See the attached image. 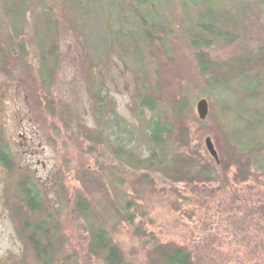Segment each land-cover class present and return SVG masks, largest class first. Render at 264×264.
Wrapping results in <instances>:
<instances>
[{"label": "rangeland", "instance_id": "1", "mask_svg": "<svg viewBox=\"0 0 264 264\" xmlns=\"http://www.w3.org/2000/svg\"><path fill=\"white\" fill-rule=\"evenodd\" d=\"M202 1L28 0L20 18L0 7V129L20 171H27L54 205L68 241L66 249L79 264L105 263L88 252L89 231L84 228L88 224L75 215L78 193L92 202L132 264H148L151 235L186 246L195 264H264L262 170L256 168L246 181H237L232 167H217V179L208 182L173 181L154 172L144 178V170L114 154L118 138L129 149H138V154L147 152L144 141L139 142L142 125L152 115L138 97L147 80L145 69L116 49L121 24L125 31L137 27L136 11L146 18L156 11L161 21L156 32L169 56L163 55L156 40L161 100L185 96L188 101L179 130L184 137L174 141L177 149L215 161L205 143L210 136L220 160L228 147L226 137L238 133L244 120L264 123V86H257L264 83V66L255 68L251 54L264 41V0L211 2L234 16L254 17L256 24L250 28L241 22L234 29L239 36L234 42L194 48L187 31L202 8L193 2ZM39 14L51 15L57 23L59 68L51 86L54 114L45 108L36 73L39 45H50V38L41 43L36 32ZM18 34L27 54L16 43ZM244 48L250 53L245 59ZM101 87L115 110L112 117L119 118L122 128L108 116L106 122L98 119L95 93ZM249 91L259 92V97H247ZM201 98L209 103L204 120L197 110ZM91 133L95 135L89 137ZM248 133L264 142L261 130ZM15 179L0 162V258L7 264H37L18 233ZM127 198L135 203L132 222L122 216Z\"/></svg>", "mask_w": 264, "mask_h": 264}, {"label": "trees", "instance_id": "2", "mask_svg": "<svg viewBox=\"0 0 264 264\" xmlns=\"http://www.w3.org/2000/svg\"><path fill=\"white\" fill-rule=\"evenodd\" d=\"M213 1L193 2L195 7H202L196 21L194 24H190L187 31L188 38L194 48L209 46L219 41L234 42L239 38L238 35L235 36L234 29L237 30L241 22L250 28L256 24L254 17L234 16L220 7L217 10L211 6ZM27 5L28 0H0V7L7 15L19 18L24 16ZM134 17L138 20L135 29L125 31L121 24L120 29L116 32V49L122 55L130 57L144 67L147 80L139 88L138 97L140 105L148 108L152 115L142 125L139 138V142L144 141L147 152L138 154V149H129L130 145H126L124 141L121 143L118 138L119 146L114 151L116 158L125 161L134 169L144 170L142 173L144 178H149L154 172L173 181H214L218 177L217 167H221V169L232 167L237 181H246L253 177L256 174V168L264 173V142L248 133L261 130L262 136H264L262 120H253L254 122H251L253 124H248L244 120L243 127L238 133L234 134L232 138L226 137L228 147L224 156L220 158L219 164L214 160L206 161L198 152H186L174 146V141L179 136L184 137L183 132L179 135V130L182 131L180 124L182 117L188 114L186 110L188 101L185 96L171 99L166 103L161 100L160 67L156 59L157 54L154 51L156 40L159 41V48L163 51V55L165 54L164 56L169 58L164 39L157 34L158 31L156 32L162 26L161 21L156 11L149 18L142 17L141 13L136 11ZM37 19L36 32L39 40L43 43L42 39L50 38V45L47 48H43V44L39 45L40 64L36 73L41 80L40 86L44 89L45 108L54 114L56 99L51 86L56 80L59 68L57 23L51 15L39 14ZM18 38L17 45L21 47L24 54H27L23 38L20 39L19 34ZM256 45V50L251 52L255 57L253 59L255 68L264 66V41ZM242 52L244 53L242 58L250 55L246 48L242 49ZM245 62L247 61L245 60ZM249 65L247 63L245 66L250 68ZM203 72L206 73V70ZM34 78L33 80L37 81ZM257 86H264V83H257ZM245 94L251 98L259 97L257 91H249ZM95 98L98 119L106 122L108 121L106 119L111 118L113 121H117L118 127L122 128L119 118L112 117L115 110L108 98V93L103 92L102 87L96 91ZM106 106L109 107L108 111L105 109ZM94 135L91 133L89 137ZM141 142L140 144H142ZM0 162L16 177L18 193L14 196V210L17 229L21 239L31 249L37 264H79L77 256L74 253H69L66 249L68 241L62 231V223L54 210V205L50 204L39 183L27 171H20L12 155L9 142L1 129ZM74 202L75 215L83 218L88 224L84 228L89 231V254L103 259L105 264H132L101 222L92 202L79 193ZM132 205L134 206L135 203L130 198L123 202L124 213L122 216L130 222L134 216L130 211ZM138 232L139 228L135 233L138 234ZM147 242H149L146 252L148 264H195L193 255L186 246L175 242L161 241L154 235H151V239ZM0 264L7 263L0 258Z\"/></svg>", "mask_w": 264, "mask_h": 264}, {"label": "water", "instance_id": "3", "mask_svg": "<svg viewBox=\"0 0 264 264\" xmlns=\"http://www.w3.org/2000/svg\"><path fill=\"white\" fill-rule=\"evenodd\" d=\"M197 110H198V114L201 120L206 119L208 113H209V103L208 100L206 98H201L198 103H197ZM205 143H206V147L208 149V151L210 152V154L212 155V157L215 159V161L217 163L220 162L219 160V154L217 149L215 148V145L213 143V140L210 136H207L205 139Z\"/></svg>", "mask_w": 264, "mask_h": 264}]
</instances>
